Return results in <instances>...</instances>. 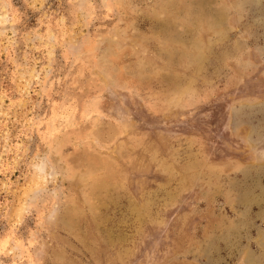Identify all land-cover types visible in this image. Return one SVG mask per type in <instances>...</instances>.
Here are the masks:
<instances>
[{
    "label": "rangeland",
    "instance_id": "obj_1",
    "mask_svg": "<svg viewBox=\"0 0 264 264\" xmlns=\"http://www.w3.org/2000/svg\"><path fill=\"white\" fill-rule=\"evenodd\" d=\"M0 264H264V0H0Z\"/></svg>",
    "mask_w": 264,
    "mask_h": 264
}]
</instances>
